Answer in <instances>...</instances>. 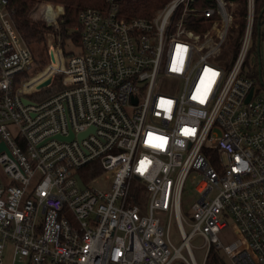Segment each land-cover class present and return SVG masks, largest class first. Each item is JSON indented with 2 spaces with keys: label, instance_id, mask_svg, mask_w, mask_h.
<instances>
[{
  "label": "built area",
  "instance_id": "1",
  "mask_svg": "<svg viewBox=\"0 0 264 264\" xmlns=\"http://www.w3.org/2000/svg\"><path fill=\"white\" fill-rule=\"evenodd\" d=\"M48 5L56 25L63 8L48 19ZM238 8L168 0L131 18L109 0L79 12L80 52L53 43L33 73L0 0V264L8 248L10 264H198L196 235L202 264L210 247L228 264H264V89L243 72L255 0L236 46ZM192 170L202 179L189 219Z\"/></svg>",
  "mask_w": 264,
  "mask_h": 264
},
{
  "label": "trees",
  "instance_id": "2",
  "mask_svg": "<svg viewBox=\"0 0 264 264\" xmlns=\"http://www.w3.org/2000/svg\"><path fill=\"white\" fill-rule=\"evenodd\" d=\"M119 8V11L125 17H152L158 9H160L168 0H113ZM239 4V17L236 19L238 23L237 37L235 40L236 46L240 42L242 32L244 30V15L246 12V0H230ZM40 2L60 3L64 7V13L59 17V30L53 29L52 26L45 22L30 17L32 15L33 6ZM109 0H7V7L9 8L14 22L26 41L27 45L32 48L39 43L45 41L48 34L59 36V43L65 57L80 52V33L78 14L81 10L87 8L105 9ZM49 9V15L54 12H61V6H57V11L48 5L45 7ZM58 12V13H59ZM264 23V0H255V18L253 26V35L257 37V42L252 44L251 50L255 52V61L258 60L259 55V41L260 28ZM71 42L77 46L67 47L66 43ZM78 43V44H77ZM73 48V49H72ZM34 55V54H33ZM38 61V60H37ZM45 61V60H43ZM256 66V64L254 65ZM260 74V72L258 71ZM204 264H228L225 258L219 254L217 250L210 247Z\"/></svg>",
  "mask_w": 264,
  "mask_h": 264
},
{
  "label": "rangeland",
  "instance_id": "3",
  "mask_svg": "<svg viewBox=\"0 0 264 264\" xmlns=\"http://www.w3.org/2000/svg\"><path fill=\"white\" fill-rule=\"evenodd\" d=\"M45 4L52 5V7L56 11H57V8H55L56 6H62L63 13H64V7L60 3L40 2V3H36L33 6V9L31 12L32 15H30V17L33 19H37V20H41V21L45 22V20L42 18V15H41V11H42L41 8ZM58 20H59V18L57 19L56 25H50V24H47L46 22L45 23L47 25L52 26L53 29L59 30ZM238 28L234 27V29H232V32L230 34V39H231L232 43L237 37ZM259 38H260V41H259V57H260V66H261L260 74L258 73V63L256 62V66H254L252 64L253 63L252 58L255 57V55H256L255 52L253 53V51L251 50L252 44L255 41L257 42V37L255 35H254V38L252 39L251 48L248 51V56L246 58L244 66H243V72L244 73H250L249 75L253 76L255 78V87L257 89H259V88L264 89V86L262 85V83L264 84V23H262V25H261ZM59 39L60 38L58 35L55 36L53 34H48L46 36L45 41L42 43L36 44L32 48V50L28 46L31 50L33 62H34L31 66V70H30L31 72H33V73L39 72L50 61L49 50L51 49V46L53 43L62 47L59 43ZM65 46L67 48V47H73V46L76 47L77 45L72 44L71 42H67ZM232 56H234L233 53H232ZM43 60H45V61H43ZM231 60H232V57H231ZM230 63H231V61H230ZM201 179H202V175H199L196 170H192L188 174V176L184 182L183 191H182V210L189 219H190L191 205L198 198V194L196 192L195 186L197 185V182H199ZM133 186L134 185H132V190H133ZM211 195H214V192H212ZM161 218L164 221V223L166 224V222H167L166 217L161 216ZM185 229L188 230L189 228L187 226H185ZM169 234H170V240L172 241V243L175 246H178L181 242V238L179 235V231L177 229V225L175 224L174 220H172L170 225H169ZM218 236L221 239V241L225 244L230 243L234 238V236L231 234V231H226L225 233H220ZM201 244H202V238L200 236L196 235L192 239V250H193V254H194L198 264H202L203 255L205 252V249L200 247ZM218 252L220 255H222L224 257V254L222 253V251H218ZM3 260H4V264H10L9 248L4 252V259ZM16 264H20V263L17 262Z\"/></svg>",
  "mask_w": 264,
  "mask_h": 264
},
{
  "label": "water",
  "instance_id": "4",
  "mask_svg": "<svg viewBox=\"0 0 264 264\" xmlns=\"http://www.w3.org/2000/svg\"><path fill=\"white\" fill-rule=\"evenodd\" d=\"M49 55H50V59H51V60H54V57H53L52 52H49ZM258 55H259V51H258ZM257 62H258V71L260 72V71H261L260 57L258 58ZM49 82H50L49 79L46 80L44 83H42L41 85H39V88H40L41 86L47 85ZM250 95H251V92L249 93L247 99L250 97ZM23 102H24V103H27L28 101H27V99L23 98ZM89 130H92V128H90ZM87 132H88V131L79 134V136H78L79 139L83 138V137L86 135ZM57 138L60 139V138H62V137L57 136ZM65 138H66L67 140L71 139V138H72V134H69V135H68L67 137H65ZM3 149H5V145H4V143L1 141V142H0V151L3 150ZM77 179H78V183H79V185H80L81 187H83V184H82V182H81V180L79 179L78 176H77Z\"/></svg>",
  "mask_w": 264,
  "mask_h": 264
},
{
  "label": "bare ground",
  "instance_id": "5",
  "mask_svg": "<svg viewBox=\"0 0 264 264\" xmlns=\"http://www.w3.org/2000/svg\"><path fill=\"white\" fill-rule=\"evenodd\" d=\"M56 11V10H55ZM49 9L46 11V15L48 16V19H50L51 16L56 15V12L52 13V15H49Z\"/></svg>",
  "mask_w": 264,
  "mask_h": 264
}]
</instances>
